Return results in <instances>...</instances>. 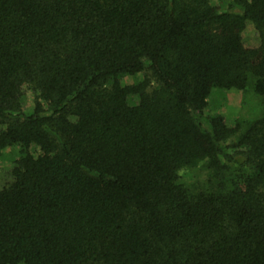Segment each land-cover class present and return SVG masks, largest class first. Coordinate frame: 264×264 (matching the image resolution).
<instances>
[{
	"label": "trees",
	"instance_id": "1",
	"mask_svg": "<svg viewBox=\"0 0 264 264\" xmlns=\"http://www.w3.org/2000/svg\"><path fill=\"white\" fill-rule=\"evenodd\" d=\"M235 6L0 0V264H264V109L206 113L215 88L264 102V0Z\"/></svg>",
	"mask_w": 264,
	"mask_h": 264
},
{
	"label": "rangeland",
	"instance_id": "2",
	"mask_svg": "<svg viewBox=\"0 0 264 264\" xmlns=\"http://www.w3.org/2000/svg\"><path fill=\"white\" fill-rule=\"evenodd\" d=\"M211 3L218 6L221 10L235 9L240 10L235 6V0H211ZM244 44L247 47H256L260 43L259 33L252 22H247L246 28L243 31ZM146 76L151 78L149 71H142L135 75H124L121 78L123 83L131 84L139 82ZM157 82L151 79L149 91H152ZM137 96H132L130 101L136 103ZM34 104V94L30 89H26L23 97V105L25 110H30ZM264 109V102L260 96L249 89L247 92L232 88L230 90L215 88L212 90L208 98V106L206 113H222L226 119L233 123L236 118H245L251 120L259 116ZM38 152V150H36ZM19 157L18 147H8L4 150L0 157V187L8 184L12 180V168L14 161ZM209 172L200 164L196 167H184L179 171L180 181L192 190H199L207 187Z\"/></svg>",
	"mask_w": 264,
	"mask_h": 264
}]
</instances>
